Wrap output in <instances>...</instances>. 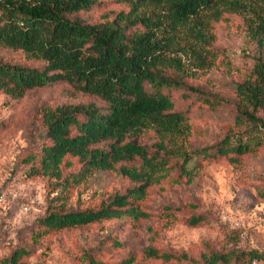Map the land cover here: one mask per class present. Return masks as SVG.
<instances>
[{
    "label": "trees",
    "instance_id": "trees-1",
    "mask_svg": "<svg viewBox=\"0 0 264 264\" xmlns=\"http://www.w3.org/2000/svg\"><path fill=\"white\" fill-rule=\"evenodd\" d=\"M102 0H0V48L21 52L40 66L12 64L0 59V93L10 99L22 98L33 89L67 86L72 95L92 97V101L63 103L38 108L45 129L41 145L24 153L19 161L27 166L26 176L47 177L67 193L96 172H116L135 183L125 193H115L97 208L47 210L36 221L31 246L67 229L86 227L103 221L143 216L139 203L154 180L166 171L169 158L181 161L180 170L188 180L192 170L186 165L193 155L211 163L238 161L257 151L262 141L250 136L245 142L230 134L208 148L188 151L187 110L177 109L172 93L185 90L200 105L216 107L220 101L203 91L188 87L183 56L196 69L206 68L212 53L213 25L226 13L250 15L246 20L259 45H264V0H116L126 4L111 20L90 23L78 16L89 12ZM253 67L250 77L234 87L236 124H250L264 130V59ZM187 98V99H188ZM6 123L0 121V131ZM144 132L157 138L156 151L149 154L136 142ZM162 152V155L159 153ZM138 160L140 165H131ZM74 162L77 171H71ZM197 168V166H196ZM68 199V195L58 196ZM194 209V205H189ZM177 210L168 209L160 218L167 224L177 220ZM182 220L191 227L205 221L201 214H186ZM116 249L124 245L108 240ZM101 242L83 250L77 264H108ZM33 249L19 246L0 259V264H28ZM144 260L176 264H254L264 261V253L249 251H205L198 258L187 252L169 253L147 248ZM129 254L118 264H135Z\"/></svg>",
    "mask_w": 264,
    "mask_h": 264
},
{
    "label": "rangeland",
    "instance_id": "rangeland-1",
    "mask_svg": "<svg viewBox=\"0 0 264 264\" xmlns=\"http://www.w3.org/2000/svg\"><path fill=\"white\" fill-rule=\"evenodd\" d=\"M128 10V5L116 0H102L78 16L95 23L111 20L118 12ZM224 17L225 20L213 25L214 39L209 46L212 55L206 68H193L190 57L183 56L188 74L182 81L186 86L220 101L213 108L201 106L195 95L189 99L188 91L172 93L177 109L187 110L189 114L185 147L188 151L208 148L228 134L243 142L250 136L259 137L261 147L235 162L223 159L211 163L193 155L186 165L188 170L193 169L191 180L181 173V161L169 158L166 171L153 181L145 199L139 203L143 216L137 221L123 218L67 229L32 247L30 237L36 221L47 210L97 208L113 194L125 193L135 183L116 172L99 171L67 193L53 179L27 177L28 167L19 159L41 145L45 129L38 119L39 107L80 101L103 104L92 97L72 95L65 85L33 89L17 100L0 93V121L6 123L0 131V259L25 246L33 249V254L25 259L28 264H77L83 250L96 248L103 241L107 244L102 254L108 264H118L129 254L136 257L135 264H176L142 259L147 248L187 252L194 258L210 250L264 253V130L250 124L238 126L234 103L235 85L251 76L257 59H264V45H259L250 32L246 20L250 15L226 13ZM0 59L12 64L41 65L27 60L19 51L5 48H0ZM259 116L264 120V114ZM136 142L150 155L155 153L157 138L152 132H144ZM131 165L140 163L135 160ZM78 169L74 162L71 171ZM65 194L67 200L58 197ZM168 209L177 210L173 224L160 218ZM192 213L203 215L205 221L195 227L187 225L182 218ZM108 240H116L124 247L116 249Z\"/></svg>",
    "mask_w": 264,
    "mask_h": 264
}]
</instances>
